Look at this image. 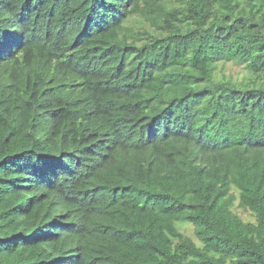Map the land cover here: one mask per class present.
Wrapping results in <instances>:
<instances>
[{
  "label": "trees",
  "instance_id": "trees-1",
  "mask_svg": "<svg viewBox=\"0 0 264 264\" xmlns=\"http://www.w3.org/2000/svg\"><path fill=\"white\" fill-rule=\"evenodd\" d=\"M263 78L264 0H0V264H264Z\"/></svg>",
  "mask_w": 264,
  "mask_h": 264
},
{
  "label": "rangeland",
  "instance_id": "rangeland-1",
  "mask_svg": "<svg viewBox=\"0 0 264 264\" xmlns=\"http://www.w3.org/2000/svg\"><path fill=\"white\" fill-rule=\"evenodd\" d=\"M263 75L261 74H253L245 70L242 66L235 65L233 63H220L217 64L214 71L215 79L219 81H227L230 80L232 83L242 85V84H250L252 80L261 78ZM264 82V78L261 79ZM234 213H236L244 222H254V218L250 215L249 212H246L239 207H237V203H235L233 208ZM178 230L190 237L195 241L193 236V228L191 225L187 223H181L177 226ZM197 242V241H196Z\"/></svg>",
  "mask_w": 264,
  "mask_h": 264
}]
</instances>
